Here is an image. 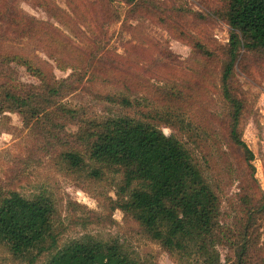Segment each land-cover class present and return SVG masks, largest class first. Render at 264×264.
Here are the masks:
<instances>
[{"label":"rangeland","instance_id":"obj_1","mask_svg":"<svg viewBox=\"0 0 264 264\" xmlns=\"http://www.w3.org/2000/svg\"><path fill=\"white\" fill-rule=\"evenodd\" d=\"M140 1L0 0V194L50 199L59 246L92 235L118 240L144 264L200 262L195 243L189 254L170 252L117 207L122 173L71 168L63 159L69 149L85 151L84 119L150 114L147 121L188 149L218 197L227 234L214 246L219 264H235L242 243L245 264H264V212L249 217L264 197V52L241 48L229 80L248 160L230 136L232 109L222 96L225 0ZM48 84L62 90L36 117L5 102V89L17 85L27 95ZM120 94L132 107L106 99ZM0 264L27 263L0 244Z\"/></svg>","mask_w":264,"mask_h":264},{"label":"trees","instance_id":"obj_2","mask_svg":"<svg viewBox=\"0 0 264 264\" xmlns=\"http://www.w3.org/2000/svg\"><path fill=\"white\" fill-rule=\"evenodd\" d=\"M121 1L132 6L138 2ZM225 2L223 15L230 36L221 76L222 96L232 109L230 136L251 160L253 154L237 131L241 105L230 91L229 80L241 48L264 52V0ZM44 88L42 93L22 95L16 85L13 92L5 89V102L23 117H36L62 90L50 84ZM106 97L123 108L134 104L127 94ZM143 100L136 99V104ZM67 111L74 116L75 110ZM149 117L150 114H144V119L115 114L105 119H84L79 138L85 151L69 149L62 153L63 159L76 169L92 164L95 173L100 171L98 165L114 167L122 173L118 183L122 197L116 205L130 213L147 236L170 252L183 251L181 254H186L188 248L190 252L195 243L201 258L195 264H219L214 246L227 234L220 230L218 197L183 143L147 121ZM253 212H264V197L257 208L249 211V217ZM53 214V202L44 196L29 199L17 191L0 194V244L27 264H35L45 254L48 256L43 264H144L115 239L85 235L59 246ZM249 226L244 225L243 237ZM245 255L242 243L236 247L235 264H245Z\"/></svg>","mask_w":264,"mask_h":264}]
</instances>
